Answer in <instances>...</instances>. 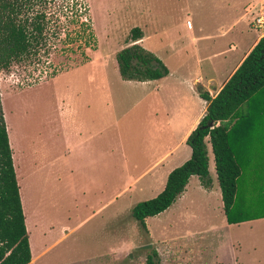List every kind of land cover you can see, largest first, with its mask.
Segmentation results:
<instances>
[{"label": "rangeland", "instance_id": "rangeland-1", "mask_svg": "<svg viewBox=\"0 0 264 264\" xmlns=\"http://www.w3.org/2000/svg\"><path fill=\"white\" fill-rule=\"evenodd\" d=\"M190 1L17 0L19 17L42 12L46 21L34 54L0 69V105L19 149L21 199L34 220L29 234L37 244L32 264H142L150 247L159 264H264V216L227 224L216 203L221 204L220 197L206 196L194 175L180 200L144 218L146 232L130 216L136 202L161 190L164 172L181 162L179 156L189 148L183 144L152 165L172 141L153 143L148 97L138 99L149 86L123 82L115 53L137 26L144 36L139 44L172 67L189 47L185 20L194 26ZM247 30L252 36L259 33ZM202 42L210 55L202 64L210 61L223 73L232 52H216L227 48L228 39ZM177 44L183 50L165 52L167 45ZM89 79L105 81L107 91L96 90V95H107L112 103L110 123L101 129L98 117L84 115L78 123L64 109V121L58 118L65 99L71 107L72 98L86 101L91 95ZM133 96L136 102L130 106ZM157 113L163 115L161 109ZM76 123L82 130L74 138L79 148L63 139L76 134ZM93 128L94 136L87 131ZM208 159L212 172L210 153ZM25 164L34 172L24 192ZM263 181L252 190L243 176L237 179L234 202L241 215L231 211L232 217L264 213Z\"/></svg>", "mask_w": 264, "mask_h": 264}, {"label": "crops", "instance_id": "crops-1", "mask_svg": "<svg viewBox=\"0 0 264 264\" xmlns=\"http://www.w3.org/2000/svg\"><path fill=\"white\" fill-rule=\"evenodd\" d=\"M187 8L190 10L194 18V26L191 24L189 19L185 20V26L187 29L186 36L188 39L186 45L189 47L184 52V58H181L180 61L174 63L172 67L164 65L167 68V74L158 79L134 81L123 80L119 76L123 82L137 83L141 86H144L145 84L147 86L146 88L149 86L147 91H144L143 89L142 94L138 97V99L148 97V103L146 104L145 109L152 114L149 125L151 128V138L153 143L156 145L162 139L165 140L166 138L172 141V145L165 148L161 155L158 156L152 163V165H158L166 158L171 157L173 151L179 146H182L183 144L188 146L185 143V139L190 131L195 127L201 116L204 114L207 105V102L198 95V90H204L210 97H213L227 80V78L231 75V73L235 70V68L239 65L244 56L252 48L258 38L264 35V30L262 31L255 29L251 25L253 17L258 15L260 12H264V0H191L188 2ZM247 29H250L252 32L259 33L252 36ZM247 35L251 36L248 37ZM143 37L144 36L142 32L141 39ZM225 38L228 39L227 48L216 53L224 54L226 51H231L232 53L230 55L232 57H230L231 59L229 66L224 67L223 73H220L216 70L213 63H210V61L204 63V65L202 64L203 61L210 57V55L208 56L205 52L204 45L206 43H203L202 41L223 40ZM140 41L141 40L138 42L140 43ZM197 42L200 43V47H197ZM167 47L168 50L165 52H168L172 55L177 54L184 48L179 46V44L175 46L167 45ZM201 51L202 53L200 54ZM158 59L162 61L160 58ZM88 83H92V88L89 90L91 95H88L87 100L85 101L79 98H72L74 102L70 107L69 103L65 99V102L62 103L64 107H61V115H59L58 118L61 119V122L64 121V115L68 112L71 113L73 118L77 119L78 123L81 117H84V115H87L88 117H91L95 120L98 117V124L102 125L100 127L101 129L102 127H106V123H110L112 116V103L107 95H96V90L102 92L106 87L102 86V84L106 85L105 81L96 82V80L92 81L89 79ZM97 84L100 85L97 86ZM105 90L107 91L106 88ZM135 98L136 97L132 99L130 106L136 102ZM64 109L67 110L66 113H64ZM160 109L163 113L162 116L158 115L157 113ZM241 109L242 110L234 114L229 122L227 120H218L215 122V124L228 123L227 130L229 144L240 167V174L238 177L241 178L243 176L245 181L251 184L253 190L256 187V183L261 178L264 180V85L254 93V95L246 102V104L242 105ZM5 129L11 153L12 166L18 186V194L20 198L24 226L28 238L31 263L34 261V258L30 244L29 231H32L34 228L32 222L34 220H32V215L29 209L32 225L30 226V224L27 222L28 210L25 206H23V201L21 199L20 183L22 179L18 167L19 149L16 145L13 126L11 125L10 121L8 128L5 126ZM74 131L76 132L74 136L66 138L65 135V138L63 137V139L68 141L67 143L72 142L73 148H79L80 142L75 144L74 138L80 133V131H82L81 127L77 124V127L74 129ZM87 131L90 133L89 135H95V128L92 130L87 129ZM11 135L13 136L14 141H11ZM205 144L207 149V170L211 179V183L209 187L204 188L200 185L197 178V188H202V191L206 196H213L215 200H218V197H220V190L215 177L213 156L207 137H205ZM93 151L94 150L92 149V152ZM208 153H210L212 158V172L208 168ZM189 156L190 148L189 151H183L182 156H179L182 157L180 160L181 162L178 163L181 164L186 159H188ZM108 162H110L109 157ZM178 163L170 166L169 169L164 172V176H167L171 169L180 165ZM33 172V168L30 165H27L26 167L25 164L23 171V187L25 188L24 192L26 190V180L27 178H30ZM188 179L183 191L175 198V200H180V198H182V196L185 194ZM236 192L237 183L235 193ZM110 201L111 197L103 205L108 204ZM174 201L169 206L174 204ZM216 203H218L219 206L221 205L222 208V201L221 204H219V201H216ZM235 204L236 203L233 202L230 212L235 211V214L237 216L239 215L238 217H240L241 214L240 212L236 211L237 209H235ZM103 205L98 207L97 210H99ZM261 216H264V213L253 214V216H247L244 218H234L230 214L232 220L236 222L228 223L227 220L226 222L227 224H236L238 222L246 220L248 221ZM50 245L51 244L45 245L41 251L43 252L47 250Z\"/></svg>", "mask_w": 264, "mask_h": 264}, {"label": "trees", "instance_id": "trees-1", "mask_svg": "<svg viewBox=\"0 0 264 264\" xmlns=\"http://www.w3.org/2000/svg\"><path fill=\"white\" fill-rule=\"evenodd\" d=\"M16 3L17 0H0V69L34 54L31 50L42 44L44 39V13L34 12L29 17H19ZM141 37L139 27L130 28L126 45L115 53L117 71L123 80H154L167 74L164 64L139 44ZM263 85L264 35L258 38L213 97L204 90H198V95L207 105L185 139L190 148L189 158L168 172L161 191L130 208V216L143 231L146 232L144 218L166 209L183 191L189 176L196 175L204 188L210 186L205 137L213 156L223 213L228 223L236 222L229 212L234 202L240 167L229 144L228 123L215 122H229ZM2 108L0 105V264H32ZM142 264H159L154 248L150 247Z\"/></svg>", "mask_w": 264, "mask_h": 264}, {"label": "built area", "instance_id": "built-area-1", "mask_svg": "<svg viewBox=\"0 0 264 264\" xmlns=\"http://www.w3.org/2000/svg\"><path fill=\"white\" fill-rule=\"evenodd\" d=\"M251 25L253 28L258 30H264V12H260L258 15L254 16Z\"/></svg>", "mask_w": 264, "mask_h": 264}, {"label": "bare ground", "instance_id": "bare-ground-1", "mask_svg": "<svg viewBox=\"0 0 264 264\" xmlns=\"http://www.w3.org/2000/svg\"><path fill=\"white\" fill-rule=\"evenodd\" d=\"M27 222H28V224H30V226H32L31 225V216L30 215H27ZM33 222V221H32ZM29 229H30V227H29ZM30 232V231H29ZM33 234V233H32ZM35 236V235H34ZM34 236H32V235H30L29 236V238H30V244H31V248H32V251H33V253H34V251H35V249L37 248V244H36V242H35V238H34Z\"/></svg>", "mask_w": 264, "mask_h": 264}]
</instances>
